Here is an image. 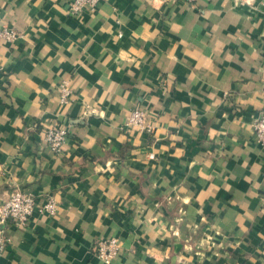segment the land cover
<instances>
[{"label": "crops", "instance_id": "crops-1", "mask_svg": "<svg viewBox=\"0 0 264 264\" xmlns=\"http://www.w3.org/2000/svg\"><path fill=\"white\" fill-rule=\"evenodd\" d=\"M71 3L0 0L23 33L0 40V204L59 203L10 227L0 264H105L109 238L111 264H264V0ZM138 107L151 133L127 125Z\"/></svg>", "mask_w": 264, "mask_h": 264}, {"label": "built area", "instance_id": "built-area-1", "mask_svg": "<svg viewBox=\"0 0 264 264\" xmlns=\"http://www.w3.org/2000/svg\"><path fill=\"white\" fill-rule=\"evenodd\" d=\"M102 0H72L71 12L81 14L85 9L96 11ZM194 2L196 0H185ZM23 36L19 30L13 27L0 28V40L5 43H13ZM62 103H67L71 97L68 89V83H61ZM147 113L141 107L133 109L128 119L127 125L136 127L148 133L152 132V127L147 124ZM254 130L259 142L264 143V110L254 123ZM69 131L63 124L51 125L42 131V140L48 144L56 153L64 151L68 140ZM36 198L19 187H14L9 198L0 204V252L7 250L10 244L8 232L10 227L16 228L26 226L36 209L47 213L50 216H56L59 211V203L54 197H47L42 207H38ZM94 252L105 264H111L121 250V242L117 238L99 240L94 246Z\"/></svg>", "mask_w": 264, "mask_h": 264}]
</instances>
